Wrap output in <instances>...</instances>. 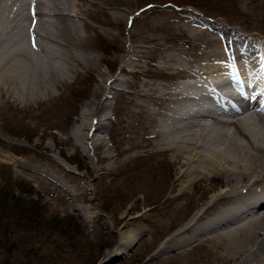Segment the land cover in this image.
Segmentation results:
<instances>
[{
	"label": "bare ground",
	"instance_id": "1",
	"mask_svg": "<svg viewBox=\"0 0 264 264\" xmlns=\"http://www.w3.org/2000/svg\"><path fill=\"white\" fill-rule=\"evenodd\" d=\"M131 6V0H0V100L42 103L59 97L72 83L71 74L76 78L99 62L86 55L87 32L94 27L83 15L97 21L106 16L103 24L121 26L122 47L130 56L122 55L117 66L124 77L98 73L70 131L72 146L87 155L96 147L105 150L102 133L117 96L140 107L150 122L143 141L172 169L169 205L181 208L180 200L196 191L203 195L175 232L184 234L179 243L208 239L227 264H264V40L193 16L162 13L139 20ZM143 54L140 65L134 57ZM63 57L73 64L61 65ZM130 71L146 80L133 85ZM125 84L135 91L122 92ZM141 146L133 142L121 152L127 159L128 151ZM64 171L58 173L59 187L74 197L81 184ZM121 240L115 255L133 241Z\"/></svg>",
	"mask_w": 264,
	"mask_h": 264
},
{
	"label": "rangeland",
	"instance_id": "2",
	"mask_svg": "<svg viewBox=\"0 0 264 264\" xmlns=\"http://www.w3.org/2000/svg\"><path fill=\"white\" fill-rule=\"evenodd\" d=\"M131 4L132 15L139 20L163 14L193 16L264 40V0H131ZM83 17L94 27L87 32L86 55L99 59L97 66L76 78L71 74L72 83L64 85L56 99L7 104L0 100V264H227L217 257L220 250L212 240L179 243L184 234L175 232L203 195L196 191L180 200L181 208L169 205L172 169L143 141L150 122L140 107L117 96L102 133L105 150L96 147L87 155L72 146L70 131L93 93L98 73L104 72L105 79L124 77L117 66L122 55L127 60L130 56L122 47L120 25L103 24L101 20L107 19L103 15L99 21ZM148 44L151 52L155 44ZM143 56L134 59L142 65ZM61 62L64 67L73 64L67 57ZM134 73L129 72L131 83L141 85L146 79L131 76ZM133 85H122V92L135 91ZM133 142L142 146L128 151L125 159L121 150ZM107 154L113 156L95 162ZM64 168L63 174L81 184L74 197L59 187V180L63 182L58 175ZM125 237L133 241L115 255Z\"/></svg>",
	"mask_w": 264,
	"mask_h": 264
}]
</instances>
